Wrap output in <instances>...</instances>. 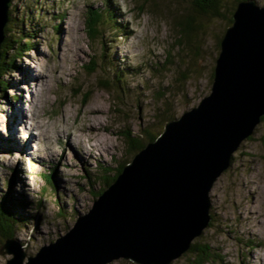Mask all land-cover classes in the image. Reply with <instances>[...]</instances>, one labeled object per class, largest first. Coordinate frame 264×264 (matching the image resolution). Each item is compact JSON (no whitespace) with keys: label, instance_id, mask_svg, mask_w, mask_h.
I'll use <instances>...</instances> for the list:
<instances>
[{"label":"rangeland","instance_id":"374dc122","mask_svg":"<svg viewBox=\"0 0 264 264\" xmlns=\"http://www.w3.org/2000/svg\"><path fill=\"white\" fill-rule=\"evenodd\" d=\"M110 1L119 21L104 13L101 45L89 39L85 20L90 9L104 10ZM110 1H11L14 21L8 27L31 35L32 46L21 56L24 41L13 50H8L11 43L5 48V63L14 66L2 75L10 89L0 87V203L10 194L26 203L18 210L25 221L14 227L12 240L27 257L65 236L90 211L103 179L138 153L134 144L148 139V133L158 134L168 116L179 118L210 94L229 27L226 18L237 2L225 0L224 18L205 21L190 47L187 38L179 37L176 22L194 13L195 0H159L155 14L150 6L139 12V0ZM255 1L264 7V0ZM103 48L106 57L100 62ZM92 60L98 70L90 76L86 65ZM101 79H110L113 88L103 89ZM22 113L25 122L20 123ZM88 114L97 117L93 126L104 134L93 155L82 152L74 137ZM64 119L72 129L64 130ZM52 169L48 185L44 176ZM211 201L210 226L193 242L198 253L188 251L171 264H264V121L234 153L231 167L215 182ZM5 242L0 234V250ZM201 250L204 258H198ZM12 257L0 253L3 264ZM108 264L135 263L118 259Z\"/></svg>","mask_w":264,"mask_h":264},{"label":"water","instance_id":"95a60500","mask_svg":"<svg viewBox=\"0 0 264 264\" xmlns=\"http://www.w3.org/2000/svg\"><path fill=\"white\" fill-rule=\"evenodd\" d=\"M12 0H0V49ZM1 58V52H0ZM264 118V7L242 0L220 43L211 92L166 123L65 236L7 264H171L212 220L211 191ZM27 258V260H26Z\"/></svg>","mask_w":264,"mask_h":264},{"label":"trees","instance_id":"16d2710c","mask_svg":"<svg viewBox=\"0 0 264 264\" xmlns=\"http://www.w3.org/2000/svg\"><path fill=\"white\" fill-rule=\"evenodd\" d=\"M110 1V0H109ZM159 0H139L140 3V7H139V12H141L142 14H144L146 11L145 8L147 9L149 6L150 8H152V11H150L152 14H155V10L158 11V2ZM242 0H237L236 5L234 7V10L231 14V17L226 18L228 26H231L233 24V14L236 10V7L238 5L239 2H241ZM224 2L225 0H195L194 1V8L193 11L194 13H190L189 15H182L181 17L178 18V21L176 22V28L179 30L178 34L179 37H185L188 39L189 41V46L191 47L192 43V38L196 37L197 32L200 33L204 27H203V23L205 21H211L217 17H222L225 16L224 14ZM112 4L110 1V5L109 8H106L104 10L102 9H90L88 11V16L85 20V25L87 28V34L89 36V39L93 42H99L101 45L104 43L105 41V35L106 32L103 31L104 27H100V22H101V18L103 16H105V12L108 11L109 16L112 18V21H116L118 22L119 19H116L117 16H115L113 18V15H115V11H112ZM11 7H12V2L10 3V16H9V21L5 27V38L4 41L1 45V58H0V87L1 85L4 86L5 90L6 89H10L9 84L6 83L4 80H2V75L5 73L7 74L6 71H9L11 66H14V64L12 63H5L7 61V57H8V51H5L6 45L8 43H11L12 45H10V48L8 49L13 50L15 49L14 44L16 45H21L22 42L24 41V45L26 46H21L20 47V53H18L20 56L25 53V51L23 50L24 48L28 49L30 46H32V44L29 43V39H27L28 37L31 38V35H25L24 32L20 33V32H14L13 30L10 29L8 26L14 21L11 15ZM151 10V9H150ZM106 19V18H105ZM106 22V20H105ZM9 24V25H8ZM105 25V24H104ZM126 26V24L124 25ZM126 28V27H125ZM115 31H119V25H117V28L113 30ZM121 31V30H120ZM13 33V36H11ZM35 35V33H34ZM14 37V38H12ZM25 38V39H24ZM179 44L183 45V41L180 38L179 39ZM18 46V47H19ZM104 55V48L102 51V56ZM105 55L101 58L100 62L104 61L105 59ZM6 60V61H5ZM92 61L88 62V64L86 65V73L90 76L95 75L97 73V64H95ZM95 66V67H94ZM110 70V67H107ZM103 72L107 75H110L108 72H106L104 65H103ZM111 72V71H110ZM112 76L114 77L115 72H111ZM4 76V75H3ZM111 76V77H112ZM112 77V78H113ZM110 79H101L99 85L106 90L112 89L113 88V83L109 81ZM4 81V82H2ZM113 82H116L115 80H113ZM176 119L174 116H168L164 122H163V127L161 132H159L158 134H153V133H148V139H146L145 141L136 143V144H132L133 145V151L135 152V154L139 151H141L149 142H152L154 140L157 139V137L164 131V125H166L167 122L172 121ZM264 121V118L262 119V122ZM9 127V126H8ZM251 138V137H250ZM129 159L127 161H125L119 168H117L116 173L113 175V177L109 178L108 176L103 179V187L97 191L94 192L95 194V199L97 197H99L103 190L106 189L107 187H109L114 181L115 179L118 177V175L122 172L123 168L129 163ZM55 169H52L49 171L48 174H46L44 177L47 181V184H51L53 183V177L55 174ZM86 177L88 178L89 185L92 186V188L94 187V182H92L91 177L86 174ZM12 183L13 182H9V184L7 185V188L10 189L12 188ZM54 193V192H53ZM4 201H2L0 203V234L4 237L5 240L8 239H13L15 232L13 231L14 227H16L20 222L25 221V217L23 216L22 212H18V210L21 208H23V210L26 207V203H23L20 199H14L12 198L11 194L9 195L8 198L4 197ZM15 200V204L13 205V201ZM11 202V203H10ZM8 203V204H7ZM36 209H40L41 207V203L38 202L35 205ZM64 212V211H63ZM191 253H198V247L195 243L192 244L190 250ZM202 254H199L198 258H204L206 256V252L204 250H201ZM208 255V254H207ZM209 258V257H208ZM200 260L196 261L199 262ZM199 264V263H198Z\"/></svg>","mask_w":264,"mask_h":264},{"label":"bare ground","instance_id":"6f19581e","mask_svg":"<svg viewBox=\"0 0 264 264\" xmlns=\"http://www.w3.org/2000/svg\"><path fill=\"white\" fill-rule=\"evenodd\" d=\"M127 26V25H126ZM34 74L31 73V76H33ZM38 84V83H35ZM93 114H97V111H93L91 112ZM84 124L82 126V128L77 129L76 133H74V137H75V142L76 144L79 146L78 148L82 151V152H87L88 155H93L94 153H96L99 148V145L96 144L97 141H99L102 137L104 138V134L103 132L100 131L99 127L96 126V124H94L96 126V128L93 126V123L97 120L96 116H92L91 114L85 115L84 118ZM25 122V114L22 113V121L20 123ZM66 127L64 130H68V129H72L69 125H68V121L67 119H64V121H62ZM27 124V122H26ZM30 124H34V121L31 119V123ZM56 126V124H55ZM58 129L61 130V127H57ZM38 130H42L43 126L41 124H39L37 126ZM40 137L42 138V136L44 135V131L42 130L39 133ZM31 140L35 139V137L32 136L30 137Z\"/></svg>","mask_w":264,"mask_h":264},{"label":"clouds","instance_id":"9594fccd","mask_svg":"<svg viewBox=\"0 0 264 264\" xmlns=\"http://www.w3.org/2000/svg\"><path fill=\"white\" fill-rule=\"evenodd\" d=\"M0 264H3V261L2 260H0Z\"/></svg>","mask_w":264,"mask_h":264}]
</instances>
